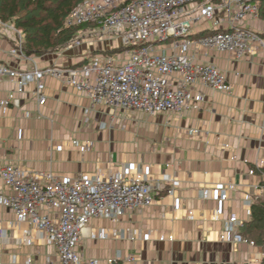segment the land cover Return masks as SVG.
I'll use <instances>...</instances> for the list:
<instances>
[{"label": "crops", "instance_id": "0c3cea01", "mask_svg": "<svg viewBox=\"0 0 264 264\" xmlns=\"http://www.w3.org/2000/svg\"><path fill=\"white\" fill-rule=\"evenodd\" d=\"M261 22L247 25L264 36ZM204 28L221 27L215 22ZM103 34L83 27L80 45L21 59L9 55L14 43L0 29V62L20 71L75 67L120 47ZM197 59L218 67L231 93L202 88L199 108L182 115L150 118L93 105L84 93L50 76L45 106L36 103L31 84L20 96V107L0 108V166L13 164L28 176L52 173L61 179L142 174L152 183V207L127 212L117 222L91 223L78 245L84 258L104 261L117 252L137 255L146 264H254L260 258L256 248L236 244L232 236L220 242L219 236L233 214L239 227L249 221L254 201L264 195L255 190L264 182L260 171L249 174L264 162V51L245 59L210 51ZM13 89L12 82H0L2 98ZM75 142L89 144L90 151L81 153ZM7 193L0 183V195ZM102 229H116L118 237H90ZM29 258L45 264L56 258L55 248L44 233L18 222L0 204V264H25Z\"/></svg>", "mask_w": 264, "mask_h": 264}, {"label": "built area", "instance_id": "2783aa9c", "mask_svg": "<svg viewBox=\"0 0 264 264\" xmlns=\"http://www.w3.org/2000/svg\"><path fill=\"white\" fill-rule=\"evenodd\" d=\"M259 1L83 0L67 17L66 25L91 27L115 38L120 47L66 69L35 67L20 71L0 62V82L8 80L14 85L3 98L0 95V108L20 107V96L31 84L35 86L36 103L45 106V79L50 76L84 93L93 105H105L112 110L136 111L154 118L198 109L203 101L202 88L231 93L224 73L214 65L200 63L199 54L215 51L245 59L264 51V36L247 25L260 20ZM215 22L221 28H204ZM0 29L14 43L9 55L29 59L23 47L24 34L1 20ZM80 44L77 39L69 46ZM74 144L81 153L91 149L89 144ZM263 168L261 161L249 174L255 176L260 171L264 181ZM0 183L8 191L0 195V204L11 210L18 222L44 233L55 248L56 258L47 259L45 264H146L137 255L117 252L100 261L84 258L78 251L93 221L117 222L127 212L155 204L152 183L142 174H83L61 179L52 173L28 176L21 167L7 164L0 166ZM255 190L264 193V182ZM172 192L169 190L168 194ZM202 196H206L205 191ZM221 200H227L226 193ZM239 224L236 214L230 216L219 241L225 242L232 236L234 243L256 248L260 258L254 264H264V251L239 233ZM118 234L116 229H102L90 237L107 240ZM25 264L34 263L29 258Z\"/></svg>", "mask_w": 264, "mask_h": 264}, {"label": "trees", "instance_id": "16d2710c", "mask_svg": "<svg viewBox=\"0 0 264 264\" xmlns=\"http://www.w3.org/2000/svg\"><path fill=\"white\" fill-rule=\"evenodd\" d=\"M82 1L0 0V20L24 34L27 56L59 52L75 42L83 28L66 25L67 17ZM258 4L259 18L264 20V0ZM239 233L264 251V195L254 201L251 218L239 227Z\"/></svg>", "mask_w": 264, "mask_h": 264}, {"label": "rangeland", "instance_id": "374dc122", "mask_svg": "<svg viewBox=\"0 0 264 264\" xmlns=\"http://www.w3.org/2000/svg\"><path fill=\"white\" fill-rule=\"evenodd\" d=\"M260 21H262V22H261V24H262V26H263V29H264V20H263V19H261ZM117 51H119V50H117Z\"/></svg>", "mask_w": 264, "mask_h": 264}]
</instances>
